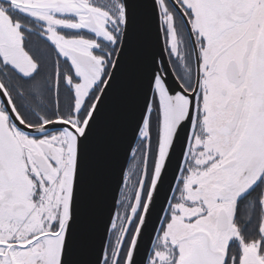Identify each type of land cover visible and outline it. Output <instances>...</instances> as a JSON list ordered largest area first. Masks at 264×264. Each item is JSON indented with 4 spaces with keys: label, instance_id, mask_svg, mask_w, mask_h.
<instances>
[{
    "label": "snow or ice",
    "instance_id": "6c2138e0",
    "mask_svg": "<svg viewBox=\"0 0 264 264\" xmlns=\"http://www.w3.org/2000/svg\"><path fill=\"white\" fill-rule=\"evenodd\" d=\"M0 264H264V0H0Z\"/></svg>",
    "mask_w": 264,
    "mask_h": 264
},
{
    "label": "water",
    "instance_id": "95a60500",
    "mask_svg": "<svg viewBox=\"0 0 264 264\" xmlns=\"http://www.w3.org/2000/svg\"><path fill=\"white\" fill-rule=\"evenodd\" d=\"M140 52L145 64L154 55L158 59H167L166 54L163 53V43L158 40L156 35L154 19L148 22L146 29L141 34ZM107 120L109 135L104 151L103 178L93 214V225L97 231H102L103 221L107 219L108 209L112 204L111 194L117 183L122 180V172H127L132 158L130 152H128L127 158L125 156L130 139V122L127 116L122 113H114L110 114ZM132 146L135 147L134 142Z\"/></svg>",
    "mask_w": 264,
    "mask_h": 264
},
{
    "label": "flooded vegetation",
    "instance_id": "af4514ba",
    "mask_svg": "<svg viewBox=\"0 0 264 264\" xmlns=\"http://www.w3.org/2000/svg\"><path fill=\"white\" fill-rule=\"evenodd\" d=\"M133 163V158H131V161H130V163H129V165H128V168H129V166H131V164ZM128 170V169H127ZM133 179H135V177H133Z\"/></svg>",
    "mask_w": 264,
    "mask_h": 264
}]
</instances>
